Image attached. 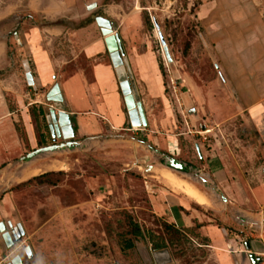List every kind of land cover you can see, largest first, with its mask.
<instances>
[{"label":"rangeland","instance_id":"obj_1","mask_svg":"<svg viewBox=\"0 0 264 264\" xmlns=\"http://www.w3.org/2000/svg\"><path fill=\"white\" fill-rule=\"evenodd\" d=\"M210 1L0 0V79L12 88L21 86L23 95L29 94L25 105L38 95L48 104V87L28 86L23 60H28L35 72L46 53L49 59H56L58 69L63 66L73 72L78 65L90 75V64L78 55L77 34L97 24L77 30L69 25L97 14L95 19L108 18L117 29L121 23L129 25L151 42L165 81L172 124L168 132L132 129L113 133L110 138L98 134L92 147L49 153L21 163L19 160L31 151L52 144V136L45 115L33 117L35 109H30L33 142L18 115L7 136L11 143L7 149L0 136V222L20 224L25 231L8 253L30 247L34 257L28 264H149L155 263L152 254L156 251L149 240L151 234L155 241L166 240V249L177 264H214L209 244L197 230L210 222L196 224V233L188 236L164 231L170 211L190 207L184 203L190 199L171 188L154 170L166 167L151 148L167 153L164 145L169 135L174 136L177 149L171 156L199 169L232 203V210L225 213L218 198L204 185L189 174L172 170L209 196L210 206H199L198 211L213 219L212 224L227 226L231 239L239 244L248 242L258 258L256 264L260 263L264 199L257 200L250 189L262 188L264 193V138L246 116H236L235 97L229 89L228 72L223 69L226 63L217 40L211 37L210 24L199 20L202 6ZM143 15L151 28L142 20ZM162 40L171 61L164 54ZM6 99L12 104L11 97ZM42 110L49 114L47 107ZM200 124L211 130L206 141L188 132L200 130ZM155 202L170 209L166 217L155 215ZM236 211L259 221V227L238 225L232 218ZM133 224L144 232L143 239L133 235ZM171 238L178 240L171 245ZM129 242L134 247L127 249ZM244 249L249 250L245 245Z\"/></svg>","mask_w":264,"mask_h":264},{"label":"crops","instance_id":"obj_2","mask_svg":"<svg viewBox=\"0 0 264 264\" xmlns=\"http://www.w3.org/2000/svg\"><path fill=\"white\" fill-rule=\"evenodd\" d=\"M199 14L202 23L210 24L211 37L217 40V49L226 63V68L223 69L228 72L229 89L235 97L233 103L237 109L236 116H246L257 126L256 131H259L257 133L264 138V0H213L203 5ZM117 32L120 34L141 98L147 126L141 128L131 126L120 84L104 42L105 37L101 29L93 24L81 29L77 34L78 55L83 56L90 64V75L78 65L74 66L73 72L63 66L58 69L56 59L53 61L49 59L48 54L41 52L46 58L41 59L36 73L32 74L37 86L48 87L46 94L48 104L38 95L35 101L25 105L29 94L23 95L21 86L12 88L5 80L0 79V136L3 148L7 149L11 144L7 136L12 133L11 126L13 121L17 123L18 115L22 118L27 135L33 142L35 141L30 109H35L33 117L40 118L38 115L44 114L45 119L51 111H54L56 116L61 111L67 112L73 124L75 140L85 143V147H92L95 142L93 138L98 134L104 135L101 138H110L114 137L111 135L113 133L128 132L132 129L154 133L156 130L168 132L167 128L172 125L167 109L169 101L158 56L153 51L151 42L142 39L139 30L134 32L129 25L124 27L121 23ZM2 55L1 44L0 59ZM46 60L47 63L44 64ZM7 96L13 100L10 105L7 103ZM158 105L161 106L159 112ZM162 106L165 108L162 109ZM45 107L48 109V115L42 110ZM164 147L169 154H175L177 149L174 136H167ZM262 170L264 172V168ZM250 190L257 200L264 199L262 188L251 187ZM184 203L190 207L184 208L185 211L179 209L177 213L176 211L172 213L165 203L155 202L154 213L166 217L170 211L169 219L165 222L176 226L187 236L199 230L209 244L207 248L211 249L214 264H235L233 256L237 258L239 264H253L249 257L252 246L250 248L245 246L249 249L245 250L244 245L247 242L242 245L231 239L232 231L227 226L212 224L214 220L198 211L199 206L190 200L186 199ZM229 203L226 207L220 202L225 213L232 210L231 201ZM245 217L259 225V221L248 215ZM204 221L210 223L195 230V225H200ZM258 250L264 253V246ZM8 256L10 253L3 255L0 247V264H5ZM173 264H177L174 259Z\"/></svg>","mask_w":264,"mask_h":264},{"label":"water","instance_id":"obj_3","mask_svg":"<svg viewBox=\"0 0 264 264\" xmlns=\"http://www.w3.org/2000/svg\"><path fill=\"white\" fill-rule=\"evenodd\" d=\"M95 22L97 26L101 29V33L105 37V45L109 53L110 61L115 69V73L120 84V89L124 97V102L126 105L129 122L132 127L141 128L147 126V119L144 112L143 105L141 103L140 95L138 93L133 74L125 54V50L122 44L120 34L117 32V26L115 23L105 17H96ZM164 54L167 59L171 61L169 51L165 46L164 41ZM22 66L24 69L25 77L29 86H34L35 81L31 71V67L28 60H23ZM61 104V102H55ZM48 122V127L53 139V144L46 145L40 148H37L26 156L22 157L19 161L21 163H26L32 160L37 159L38 157L44 156L49 153L62 152V151H76L82 150L85 148V143L75 140V132L73 124L69 114L65 111H61L55 115L54 111L50 112V115L46 117ZM58 139H61V142H58ZM151 151L157 154L162 160L163 165L170 170L178 171L183 174H189L192 178L197 180L200 184L204 185L205 188L210 190L214 196L218 198V201L221 202L226 207L229 206V200L215 182H209L201 175L199 169H195L193 173H184L185 164L180 160L170 156L158 149L151 148ZM153 166H149V170H152ZM2 171H0V174ZM239 225L249 228H258V224L250 221L243 215L236 213L235 217H232ZM25 236V231L22 226L18 224L14 226L11 222L8 225L0 223V247L2 254H6L11 250L15 244H17ZM246 247L250 248V244L247 242ZM26 255L28 257H26ZM153 260L155 264H173V259L170 252L167 249H161L154 251ZM7 262L5 264H22V262H27L33 259L34 254L30 247H25L19 252L16 256H8ZM22 258V262H18V258ZM252 259V263L256 264L254 261V254L249 256ZM235 264H239L237 258L233 256Z\"/></svg>","mask_w":264,"mask_h":264},{"label":"bare ground","instance_id":"obj_4","mask_svg":"<svg viewBox=\"0 0 264 264\" xmlns=\"http://www.w3.org/2000/svg\"><path fill=\"white\" fill-rule=\"evenodd\" d=\"M154 170L160 179L167 183L171 188L181 192L194 204L203 207L210 206L211 200L209 196L196 187L193 183L189 182L170 169L161 167Z\"/></svg>","mask_w":264,"mask_h":264},{"label":"trees","instance_id":"obj_5","mask_svg":"<svg viewBox=\"0 0 264 264\" xmlns=\"http://www.w3.org/2000/svg\"><path fill=\"white\" fill-rule=\"evenodd\" d=\"M96 15L97 14H93L87 20H85L84 22H82V23H80L78 25L70 24L69 26L72 29H75V30L84 28L87 25L92 24V23L95 22V16ZM142 20L144 21L145 24H147V26L149 25V28L152 27L148 18H146V21H145L144 15L142 17ZM34 179H38V177H36ZM163 228H164L165 232H172V234H174V235L182 236L181 235L182 232L179 229H177L174 225H171V224H168V223L164 222L163 223ZM132 233H133V235L136 238L143 239L145 237L144 232L140 229V227L137 224H133ZM149 240L151 242V245H152L153 249L156 250V251L161 250V249H166L168 247V245L166 244V240H164L163 238H158V241H155V237L153 235L149 234ZM176 240H178V239H174V238L172 239L171 238L169 240V244H171V245L174 244V241H176ZM133 247H134V244L132 242H129L127 244V249L133 248Z\"/></svg>","mask_w":264,"mask_h":264},{"label":"flooded vegetation","instance_id":"obj_6","mask_svg":"<svg viewBox=\"0 0 264 264\" xmlns=\"http://www.w3.org/2000/svg\"><path fill=\"white\" fill-rule=\"evenodd\" d=\"M53 139H52V144H53ZM166 154H168V155H170L171 156V154H169L168 152L166 153ZM182 163H184L185 164V168H184V173H192V172H194V170L196 169V167L195 166H193L191 163H187V162H185V161H181ZM25 248V247H24ZM23 248H21V250H22ZM21 250H19L18 252H16V253H14V252H10V255L11 256H16V255H18L19 254V252H21ZM7 255V254H6ZM26 257H28L27 255H26ZM254 259V261H257V257H254L253 258ZM18 262H22V258L20 257V258H18ZM28 262L29 261H27V262H22V264H28Z\"/></svg>","mask_w":264,"mask_h":264},{"label":"built area","instance_id":"obj_7","mask_svg":"<svg viewBox=\"0 0 264 264\" xmlns=\"http://www.w3.org/2000/svg\"><path fill=\"white\" fill-rule=\"evenodd\" d=\"M199 127H200V130H189L188 132H189V133H193V132H194V133H196L197 135L202 136V139H203L204 141H206V140H207L206 135H208V134L210 133L211 130L207 129L206 126H203V125H201V124H200ZM259 261H260L259 264H264V253L261 254V256H260V258H259Z\"/></svg>","mask_w":264,"mask_h":264}]
</instances>
